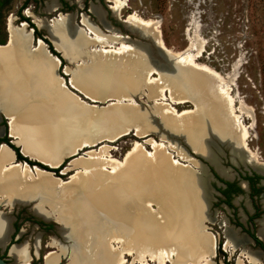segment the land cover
Here are the masks:
<instances>
[{
  "label": "bare ground",
  "instance_id": "obj_1",
  "mask_svg": "<svg viewBox=\"0 0 264 264\" xmlns=\"http://www.w3.org/2000/svg\"><path fill=\"white\" fill-rule=\"evenodd\" d=\"M128 1L111 0L114 14L122 17ZM58 5V0H50L47 9L51 12ZM91 9L112 34L101 31L86 16L79 26L74 13L35 20L50 30L64 57L76 63L65 69L75 89L92 100L132 102H112L101 108L70 92L56 74L59 61L50 55L46 43L39 39L33 44L25 22L18 26L11 16L10 42L0 44V109L12 116V133L21 139L17 143L28 155L53 166L84 145L116 141L132 130L137 135L155 134L171 144L149 140L146 143L156 151L150 153L138 142L125 161L109 158L107 147L100 152L91 149L94 151L88 156L85 152L70 166L86 172H77L68 181L24 162L11 163L13 151L3 145L0 202L33 199L35 211L59 222L64 240L54 238L50 243L57 251L46 255L45 264H59L65 255L69 257L65 264H127V255L133 256L130 264H214L216 240L203 223L209 218L203 204L209 198L203 173L172 158L170 149L176 148L178 155L189 160L165 132L183 136L196 153L224 174L227 170L213 158V133L230 139L233 156L240 162L264 171V161L249 145L250 127L242 121L245 106L235 110V97L225 84L226 77L199 62L203 46L192 40L183 51L169 48L156 20L131 12L125 18L129 28L149 36L161 50L201 72L189 79L184 74L168 75L162 52L150 51L106 24L99 6ZM142 96L155 105L149 109L137 106ZM187 103L193 108L183 112L173 105ZM142 167L143 173L139 171ZM148 168L157 173L151 176ZM10 229V221L0 211V239L8 236ZM226 236L227 245L242 241L230 230ZM11 251L21 262L31 260L24 245L17 244ZM245 255L251 263L260 262L255 253ZM238 264H244L242 259Z\"/></svg>",
  "mask_w": 264,
  "mask_h": 264
},
{
  "label": "rangeland",
  "instance_id": "obj_2",
  "mask_svg": "<svg viewBox=\"0 0 264 264\" xmlns=\"http://www.w3.org/2000/svg\"><path fill=\"white\" fill-rule=\"evenodd\" d=\"M49 1L50 0H0V44H5L3 42L6 38L9 40L10 32L8 24L11 16H14L15 23L18 26L21 25V22H24V18L19 15L18 10H21L22 13L24 12L31 19V21H27L30 24L34 23L32 21L38 24L35 17L38 19L47 18L51 20L57 17L60 12L64 14L76 13L78 10L77 5L73 4V7H70V9H63L61 6H58L55 10L50 12L47 9ZM128 3V6L122 11V18L125 19L131 12H137L138 15L145 19L156 20L161 30V37L169 48L183 51L188 48L192 40L198 47L203 46L204 51L199 62L202 64L205 63L218 74L226 77L225 84L231 89L232 95L235 97V110L239 112L242 105L245 106V111L242 114V121L245 125L250 127V148L259 155L262 161H264V0H129ZM27 11H30L32 15H29ZM78 20L79 18L76 17V23L80 26ZM92 20L97 22L94 17ZM113 24V27L121 29V31L119 30L121 34L138 38L137 35L131 34L118 22ZM39 30L48 37L47 31L44 28L40 27ZM100 30L107 34H112L107 27H103ZM39 39L43 38L36 36L37 42ZM35 42H33V44H35ZM114 44L117 46L122 45V43ZM64 65L70 67L74 65L65 61L61 66L60 74L66 77L62 72ZM67 77L71 78L70 75ZM112 102L125 105L126 103L130 104L132 101H115L112 99L98 104L108 105ZM165 102L168 104L171 103L170 100H165ZM136 104L137 106L149 109L155 105V102L148 99L147 96H142L140 98L138 97ZM173 105L180 112L193 108L191 103ZM144 136L145 135H137V132L132 130L129 134L118 138L116 141L99 142L97 146L85 148V155L82 152L79 154L88 156V153L91 151L95 150V152H100L101 148L107 147L108 151L105 154L109 158L125 161L128 154L136 149L138 142L142 144V150H146L150 153H155L156 151L152 144L146 143L149 140H154L157 143H165L167 145L171 144L170 141H162L161 137L155 134ZM175 141L181 148H184L177 140ZM223 149L224 151H222L221 148H214L213 158L215 163L220 166L223 164L222 167L229 173V167H232L229 159L230 151L234 163L240 161L233 156L231 148L230 151L225 147H223ZM175 150L170 149V152L173 154L172 158H176L181 164H191L192 169L195 171L196 169L201 171L204 177L203 181H205L204 184L207 186V171L203 165H199V162H206L199 156H195L192 151L186 152L185 150L186 155L189 156V160L183 159ZM80 155L77 154L76 157ZM71 158L72 157L68 158L67 162ZM71 163L72 161H70L69 164L65 163V166L69 167L66 168V172L61 173L63 169H59L54 176L68 181L71 180L73 175H76L77 172L79 175H83L86 172L82 167H70ZM33 204L34 203H30L25 206L19 205L17 209L15 208V210L22 211L25 216V220L19 224V230H24V234L16 242L24 243L27 241L30 244V248H32L35 240L37 242L40 241L41 238V245L38 251L39 257L31 260L29 264H44L45 255L50 251L57 250V248L52 247L50 243L54 238L59 240H64V238L60 231V224L55 223L52 230H47L41 225V223H44V220L42 217L38 216L40 214L35 215ZM217 208L219 209V218L227 213L221 206ZM9 209L3 210L9 211ZM48 218L55 217L50 216ZM203 223L207 226L208 231H210L209 226L217 228V225L210 224L207 219H204ZM255 254L258 256L257 253ZM68 256H70V254ZM126 257L127 260H129L127 264H130L133 260V256L127 255ZM68 260L69 257L67 258L65 255L62 264H65ZM236 260L237 258H230V260L228 258L224 259L223 256L212 258L214 264H224V262L227 264L228 261L232 264H237ZM15 261L16 260H13V262ZM149 264L156 263L150 262Z\"/></svg>",
  "mask_w": 264,
  "mask_h": 264
},
{
  "label": "flooded vegetation",
  "instance_id": "obj_3",
  "mask_svg": "<svg viewBox=\"0 0 264 264\" xmlns=\"http://www.w3.org/2000/svg\"><path fill=\"white\" fill-rule=\"evenodd\" d=\"M58 2H59L58 6H61L63 9H70V7H73L72 6L73 4L77 5L78 10L76 13L75 12L73 13L76 15V17L79 18L78 23L80 25H82L81 21L83 19V16H86L99 29L106 27L99 20V18H97L96 14L91 9L92 5H97L101 8L103 12L104 20L106 24L113 26L114 25L113 23L118 22L123 26L122 23L123 18L118 17L117 15L114 14L111 8L112 6L111 0H58ZM18 12L22 18L23 17L26 18L23 21L26 22L31 21V19L24 12L22 13L21 10H18ZM93 17L96 18V21L99 24L95 22V20L94 21L92 20ZM32 22H34L33 24L35 26H32V24L27 22L29 24L28 29L34 28L33 40L36 41V36L39 37V35L36 33V28L37 29L39 28L38 25L35 24V21ZM119 30L121 31V29ZM43 36L47 38L44 34H42V37ZM64 63L65 60L63 64ZM65 76L66 79L69 78L67 77V75ZM12 141L13 139L9 135L8 118L5 116L4 112H0V146L3 142H5L8 146L12 147V145H14ZM15 154L17 155V159L15 160V162L25 161L18 157L16 150H15ZM229 159L232 165V167H229L230 168L229 173L226 174L222 173V171L215 168L214 165H209L212 169L210 168L208 171V173L212 177L210 178L209 181L210 184L208 186L210 196H209V204L207 209L209 218L207 219V221L210 222V224L212 225H217V228H215L214 226H209L210 229L209 232L215 237L216 240L213 250L214 258L218 256H223L224 259L228 258L229 260L230 258H237L236 260L237 264L239 259H242L244 264H253L248 261L245 254L257 253L260 260L259 263L264 264V171L256 168L254 165L250 163L248 164H245L243 162L234 163L232 161L231 151H230ZM17 206L19 205L15 204L14 206H11L8 204H4V205L0 204V209L2 211H4L3 209L10 208L9 211H4V212L7 213L9 216L13 217L12 219L13 231L10 235L7 246L6 248H3L2 245H0V255L8 259L10 262L16 260L11 255L10 249L14 244L17 243L16 241L19 240L20 237L24 234V230H19V224L25 220V216L23 215L22 211L15 210V208L16 209L18 208ZM220 206L224 208L227 211V213L219 218L218 217L219 209L217 207ZM35 215L37 214L35 213ZM54 219L55 218L50 220H45L43 218L44 223H41V225L45 227L47 230H52L53 226H55V223L59 224V222L56 219L55 221ZM47 222H53V223H47ZM226 230H230L234 232L237 237L239 238L241 237L242 241H236L234 246L227 245ZM40 242H41V238L38 247H40L41 245ZM35 243L36 240L32 248H30V244L28 242V246L30 248L29 253L31 256V260L39 257V252H38L39 248L36 247ZM45 257H44V264H45ZM29 262L16 263V264H29ZM62 263L63 262H61L60 264ZM227 264H232V263L228 261Z\"/></svg>",
  "mask_w": 264,
  "mask_h": 264
},
{
  "label": "water",
  "instance_id": "obj_4",
  "mask_svg": "<svg viewBox=\"0 0 264 264\" xmlns=\"http://www.w3.org/2000/svg\"><path fill=\"white\" fill-rule=\"evenodd\" d=\"M56 18H57V17H56ZM125 20H126V19H123V20H122L123 27H124L127 31H129L131 34H134V35H137V36H138V38H134V37H132L131 35H127V36L129 37L130 40H134V41H136V42H140V43H142V44H145V45L147 46V48H149L150 51H155V52L157 51V52H159V53L162 52V53H161V54H162V58L166 61V62H165V63H166V66L169 67V68H167V70H168L167 74H168V75L178 76V75H180V74H184V75H189V76H188V79H189L190 77L198 76V75L201 74L200 71H198V70H196V69H193V68L190 67V66L188 67V66H185L184 64L180 63V61L177 60L176 57L172 56L168 51H166V49H163V48H162V50H161L160 47H159V45H157V44L154 42V40H153L152 38H150L149 36H147V35H144V36H143V35H140V34H138L136 31H134V30H132L131 28H129V27H128V24H127V22H126ZM24 22H25L26 29H27L28 26H29V24H28L26 21H24ZM22 23H23V22H22ZM22 23H21V24H22ZM37 25H38V24H37ZM38 28H40L39 25H38ZM44 29L47 31V34H48V37H47V38H48L49 41L52 43L54 49L60 54V56L57 55V54H55V53L51 50L49 43L45 42V41L42 39V40L46 43V49L48 50V52L50 53V55L58 59L59 63H58L57 69H56V74H57L58 77H60V78H62V79L64 80V83H65L67 89H68L70 92H75V93H77V94L80 96V98H82L84 101H86L87 103H89V104H91V105L98 106V107H101V108L107 106V105H101V104H98V103H101V102H103V101H101V100H92V99H90L89 97L85 96L83 93L79 92L77 89H75V88L71 85V83H70V77H69L68 79H66L63 75L60 74V69H61V66H62V64H63V60L67 61L69 64H73L74 66H76V63H72V62H70L69 60H67V59L64 57V54L58 49V47L56 46L54 40H52L50 30L47 29V28H44ZM30 30H31V36H32V39H34V36H33L34 28H30ZM9 37H10V36H9ZM9 42H10V38H9V40H8V42H7L6 44H1V45L6 46V45L9 44ZM157 52H156V53H157ZM66 67H70V66H68V65H64V66H63V69H62V72L64 73V75H67V76H68V74H67L66 71H65V68H66ZM67 80H68V82H67ZM83 97H84L85 99H84ZM90 101H91V102H94V103H91ZM105 102H106V101H105ZM108 105H109V104H108ZM4 114H6V113L4 112ZM5 116L8 118L7 115H5ZM8 124H9V135L12 136L11 131H10V121H9V119H8ZM165 133H166L168 136H170V138L177 140V141L181 144V146L184 147L183 149H184L186 152H187V151H192V152L195 154V156H199L201 159H203V160L206 162V163H204V162H199V165H201V166L203 165V166L205 167V170L207 171V174H208V175H207V182H206V183H207V186H209V184H210L209 181H210V178L212 177V176H210V174L208 173V171H209V169H210L209 165H213V163L210 162V161H208V160H207L205 157H203L202 155L196 153V152L191 148V145L188 143V141H186V140L184 139L183 136H178V135L175 136V135L172 134V133H167V132H165ZM146 136H148V135H146ZM144 137H145V136H144ZM14 140H15V141H14ZM102 141H105V140H102ZM102 141H99V142H102ZM212 141H213V145H214V148H215V149H219V148H221L222 151H224L223 147H225L226 149H229V150H230V148H229V147H230V143L228 142V141H230V139L223 140V139L220 138L217 134L213 133V134H212ZM12 142H13L16 146H18V147L20 148V152H21L24 156L28 157L29 159H31V160H33V161L40 162L42 165H44V166H46V167H48V168H44L43 166L38 165V164H30L28 161H20L21 163L24 162V163H26L29 167H36V168H38V169L41 170V171L49 172V173H51L53 176H54L55 173H56V171H55L54 169H63V170L61 171V173L66 172V171H65L66 166L63 165L65 162L69 164L70 161H73L74 159L78 158V157H76L77 154L80 155V154H79L80 152L85 153V150H84L85 148H87V147H94V146H97V145L99 144V142H98V143H95V144H92V145H84V146H82L79 150H77L76 152L67 155V157H65V159L62 161V163H60V164L57 165V166H53V165H50L49 163H46L45 161H43V160L40 159V158L32 157L31 155H28L27 153H25L24 150H23V147H20V145L17 143V140H16L15 138H13V141H12ZM3 145H7V144H6L5 142H3V143L1 144V146H0V150H1V148H2ZM7 146H8V145H7ZM8 147H10V146H8ZM10 149H12L13 153H15V150H14L12 147H10ZM90 150H91V149H90ZM188 153H189V152H188ZM80 156H82V155H80ZM80 156H79V157H80ZM70 157H72V158L67 162L66 160H67L68 158H70ZM16 159H17V155L15 154V155H14V159H13L14 163H15V160H16ZM220 162H221V161H220ZM188 165H189L190 168H192V165H191V164H188ZM214 166H215V168L218 169V167H217L216 165H214ZM186 167H187V166H186ZM158 169H159V168H158ZM139 171H140L141 173H143L144 168H143V167L140 168ZM152 172H153V170H151L150 168H148V173L151 174V176L153 175ZM153 173H157L156 170H155ZM54 177H56V176H54ZM57 178H60V177H57ZM30 203H31V202H29V203H25V204H23V205H27V204H30ZM32 203L35 204V200H33ZM0 204H1V205H4L5 203L0 202ZM34 204H33V205H34ZM203 204H205L206 207H207V209H208L209 200L206 199V201H204ZM18 205H19V204H18ZM0 211H2V210L0 209ZM38 216L44 218L45 220L53 219V218H45V217H43V216H41V215H38ZM54 220H55V219H54ZM55 221H56V220H55ZM7 243H8V242H7ZM7 243H6L5 245H2V247H3V248H6ZM11 248H12V247H11ZM10 253H11V249H10ZM16 263H20V262H18V261L10 262L8 259H6V258H4L3 256L0 255V264H16Z\"/></svg>",
  "mask_w": 264,
  "mask_h": 264
},
{
  "label": "crops",
  "instance_id": "obj_5",
  "mask_svg": "<svg viewBox=\"0 0 264 264\" xmlns=\"http://www.w3.org/2000/svg\"><path fill=\"white\" fill-rule=\"evenodd\" d=\"M3 110H1L0 109V112H2ZM3 112H5L6 114L5 115H7L8 116V119H9V121H10V131H11V134H12V139L13 138H15L17 141H21V139H20V137L19 136H16V135H14L13 133H12V129H11V121H12V116L9 114V113H7L6 111H3ZM15 141V140H14ZM19 144V143H18ZM20 145V144H19ZM20 147H22L21 145H20ZM2 149V148H1ZM14 155H15V153H13ZM11 163H14V161H11ZM11 163H9V164H11ZM16 163V162H15ZM17 163H21V162H17ZM23 163V162H22ZM8 202V203H7ZM29 202H33V199H30V200H28V201H25V202H10V201H3V203H5V204H8V205H11V206H14L15 204H19V205H23V204H25V203H29ZM33 210L35 211V209H34V207H33ZM3 213H4V215L8 218V220L10 221V226H11V229H10V233H9V235L8 236H6L5 238H2V239H0V245H5L7 242H8V240H9V238H10V235H11V233H12V231H13V227H12V219H13V217H10L9 215H7V213H5L4 211H2ZM35 213L36 214H39L37 211H35ZM41 215V214H40ZM41 216H43V215H41ZM43 217H45V216H43ZM45 218H47V217H45ZM37 242H39V241H37ZM17 244H19V245H24V246H26V248L28 249V253H29V246H28V242L26 241V242H24V243H16V244H14L13 246H12V248L11 249H13V247L15 246V245H17ZM39 244V243H38ZM35 245H37V243L35 244ZM38 246V245H37ZM36 246V247H37ZM37 248H39L40 249V247H37ZM11 255L16 259V261H18V262H20V263H24V262H21V261H19L17 258H16V255L13 253V251H11ZM30 255V254H29ZM65 256H63V258H64ZM30 258H31V256H30ZM63 258L61 259V261H60V263L63 261ZM26 263V262H25ZM28 263V262H27ZM59 263V264H60Z\"/></svg>",
  "mask_w": 264,
  "mask_h": 264
},
{
  "label": "trees",
  "instance_id": "obj_6",
  "mask_svg": "<svg viewBox=\"0 0 264 264\" xmlns=\"http://www.w3.org/2000/svg\"><path fill=\"white\" fill-rule=\"evenodd\" d=\"M23 18L26 19L25 17H23ZM27 19H28V18H27ZM32 26H35V25L32 24ZM36 33H37L40 37H42V33H41L40 30L37 29V28H36ZM42 38H43V40H44L45 42L49 43L51 50H52L55 54H57V55L60 56V54L54 49V47H53L52 43L49 41V39L45 38L44 36H43ZM6 41H7V38L4 40L3 43H6ZM63 62H64V60H63ZM12 147L17 151L18 157H19L20 159L25 160V161H28L30 164H38V165L43 166L44 168H48V167L42 165L40 162L33 161V160L29 159L28 157L24 156V155L20 152V148H19L18 146H16L15 144L12 145ZM66 161H67V160H66ZM65 163H66V162H65ZM65 163H64L63 165H65ZM54 170L57 172L59 169H54Z\"/></svg>",
  "mask_w": 264,
  "mask_h": 264
}]
</instances>
